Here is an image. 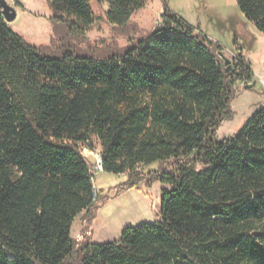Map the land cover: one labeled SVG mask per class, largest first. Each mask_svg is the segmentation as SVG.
I'll use <instances>...</instances> for the list:
<instances>
[{
	"label": "trees",
	"instance_id": "obj_1",
	"mask_svg": "<svg viewBox=\"0 0 264 264\" xmlns=\"http://www.w3.org/2000/svg\"><path fill=\"white\" fill-rule=\"evenodd\" d=\"M147 0H48L53 23L85 34L93 3L125 26ZM264 32V0H236ZM166 10L146 39L104 60L45 55L0 14V264H264V108L231 139L238 59ZM97 138L103 171L130 179L98 198L80 145ZM158 165L150 181L138 173ZM160 182L155 223L127 227L116 241L77 244L110 199Z\"/></svg>",
	"mask_w": 264,
	"mask_h": 264
},
{
	"label": "rangeland",
	"instance_id": "obj_2",
	"mask_svg": "<svg viewBox=\"0 0 264 264\" xmlns=\"http://www.w3.org/2000/svg\"><path fill=\"white\" fill-rule=\"evenodd\" d=\"M6 1L18 13L17 19L8 26L28 44L54 58L67 52L97 60L122 54L126 48L150 36L162 23L165 11L170 10L209 41L218 44L220 56L229 59L233 66L240 59L252 70L251 80L236 84V97L231 104L234 117L223 122L217 139L234 138L256 112L264 108V32L243 16L236 0H147L145 7L122 27L108 22V3H93L95 22L85 34H76L54 24L48 0ZM248 86L253 87L247 89ZM92 144L94 152L100 153L99 140L93 138ZM87 161L99 199L130 179L129 174L96 173V159L91 156ZM158 169V165L142 166L138 173L150 181L149 175ZM163 188L167 187L154 182L150 187L144 185L142 192L127 190L102 206L91 223L90 216L83 213L73 223L72 238L77 244L85 241L107 243L118 240L127 227L157 222Z\"/></svg>",
	"mask_w": 264,
	"mask_h": 264
},
{
	"label": "water",
	"instance_id": "obj_3",
	"mask_svg": "<svg viewBox=\"0 0 264 264\" xmlns=\"http://www.w3.org/2000/svg\"><path fill=\"white\" fill-rule=\"evenodd\" d=\"M0 14L3 15L6 19L7 23H12L17 19V11L15 8L11 7L6 0H1L0 1ZM221 57L224 60L225 66L227 67V71L229 73H231L234 69L232 62L227 59L226 57H224L223 55H221ZM256 85V83L254 84V86ZM253 86H248L246 87L247 89L252 88Z\"/></svg>",
	"mask_w": 264,
	"mask_h": 264
},
{
	"label": "built area",
	"instance_id": "obj_4",
	"mask_svg": "<svg viewBox=\"0 0 264 264\" xmlns=\"http://www.w3.org/2000/svg\"><path fill=\"white\" fill-rule=\"evenodd\" d=\"M80 148H81V150L83 151V153L84 154H86L87 156H89V157H94L95 159H96V162H97V159H99L100 158V156H101V152L100 153H95L94 152V150H92L91 149V146H90V144L88 143V144H86V145H80ZM96 173H99V172H101L100 170H99V167H97V163H96Z\"/></svg>",
	"mask_w": 264,
	"mask_h": 264
},
{
	"label": "bare ground",
	"instance_id": "obj_5",
	"mask_svg": "<svg viewBox=\"0 0 264 264\" xmlns=\"http://www.w3.org/2000/svg\"><path fill=\"white\" fill-rule=\"evenodd\" d=\"M85 155H86V154H85ZM86 156H87V155H86ZM87 157H89V156H87ZM101 162H102V160H101V156H100V158L97 159V167H99V170H100L101 172H104V171H103V167H102ZM92 174H93V173H92Z\"/></svg>",
	"mask_w": 264,
	"mask_h": 264
}]
</instances>
